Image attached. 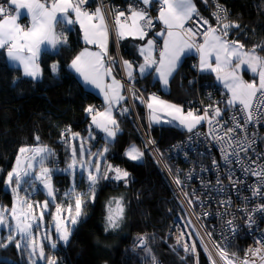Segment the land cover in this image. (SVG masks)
Listing matches in <instances>:
<instances>
[{
    "label": "trees",
    "instance_id": "1",
    "mask_svg": "<svg viewBox=\"0 0 264 264\" xmlns=\"http://www.w3.org/2000/svg\"><path fill=\"white\" fill-rule=\"evenodd\" d=\"M7 1L0 0V3ZM127 1L114 0V3L120 11H126L130 7ZM193 1L197 13L206 20L210 19L215 2L226 8L228 17L223 23L239 25L227 30L230 32L225 38L228 41L236 39L249 48L254 42L264 40V0ZM210 23L222 34L221 23ZM65 36L66 43L41 55L39 80L24 77L20 69L8 64L4 50H0V208L12 204L15 187L13 184L7 187L6 177L21 147L44 145L51 150V160L46 159V162L51 165L53 176L56 167L63 171L69 159L70 140L67 143L61 142V134L64 133L66 138L68 134H79L84 144L87 139L90 154L99 148H107L102 165L106 163L112 167L118 166L129 175L126 181L112 179L111 175H108L109 179L101 177L95 186V199L84 204L83 216L73 228L68 242L61 241L56 235H53L52 242L55 243V248L52 244L42 242L45 259L39 264H47V257H54L57 264H152L153 256L160 264H184L180 255L170 250L163 241L166 227L176 211V203L171 198L167 181L150 154L144 155L141 164L134 163L125 156L129 145H139L141 142L138 123L132 111L127 112L125 120L118 121L119 131L110 143L90 127L91 118L86 116V109L93 106L102 109V104L97 95L79 83L68 67L73 57L84 46L79 27L73 25ZM139 44L140 42H134L129 47L126 43L120 44L123 57L127 60H138ZM110 56L114 58L112 50ZM195 62L196 57L193 55L184 57L166 91L162 90L157 81L152 80L151 74L138 78L135 81L136 87L145 99L152 94L184 108H187L189 100H193L195 105L187 111H194L197 115H204L201 110L208 109L211 114L219 108L221 115L216 119L225 120L224 116L229 111L240 107L228 104L229 95L225 88V96L221 101L218 100V81L212 75L198 73V82L201 84L190 87L191 79L196 77V70L192 67ZM54 63L58 66L56 73L52 72L51 66ZM243 75L247 79L251 78L246 72H243ZM207 96L216 99L213 110L212 101ZM132 97L138 122L144 127V103L136 94L135 98L134 95ZM200 101L203 102V108L199 107ZM183 133L176 126H162L161 129H155L152 135L162 148L178 140ZM52 183L60 191L59 195L55 196L59 202V196L66 195L70 178L61 172L58 177H53ZM38 184L29 187L24 196L31 194L32 188ZM86 187L87 182L83 179L76 181L75 189H78L82 196ZM44 197L45 194L40 188L36 194L25 199L42 200ZM116 199L123 205V219L118 228L106 231L109 205ZM111 206L115 207L114 203ZM46 219L49 220L50 216L47 215ZM145 236L148 241L147 248L143 252L135 247L132 250V245L136 246V242L141 237L145 239ZM247 243L245 239L235 242L229 250L241 253ZM198 259L199 264H207L201 251ZM0 264H28L26 252L22 254L18 251L13 242L7 248H0Z\"/></svg>",
    "mask_w": 264,
    "mask_h": 264
},
{
    "label": "snow or ice",
    "instance_id": "2",
    "mask_svg": "<svg viewBox=\"0 0 264 264\" xmlns=\"http://www.w3.org/2000/svg\"><path fill=\"white\" fill-rule=\"evenodd\" d=\"M159 2V20L165 25L167 29V35L164 37V49L160 52L159 60H155L151 57V50L154 41L148 40L147 47L140 49L141 55L144 56V63L139 66V72L143 76L147 69L152 68L154 65L155 72L158 75L159 82L164 88H167L170 83V78L178 67V61L180 60L181 54L185 49H191L195 47L200 53V70L211 69V71L217 73V79L222 81H231L226 83L225 86L231 92V99L228 104L234 105L238 102L242 107L241 111L245 113V124H250L254 119H260L264 117V57L256 53L255 47L247 52L243 51V45L238 41H228L225 39L228 36V29L230 27H239V25L223 23L220 17V13L225 12V9L217 5V12L214 13L217 18V22L222 24V35H217V29L209 26L203 31L205 37L203 44L196 42V36L200 35V29L204 24H207V20L194 21L196 28L185 27L186 21L193 18L194 15H198L193 0H158ZM86 3V0H8L7 6H0V48L7 49L8 59L12 62L18 63L24 69V75L31 77L33 80H37L40 75L39 65L37 63L39 55L42 51V45H50L55 48L59 43H66V38H61L55 32L57 24H73L74 21L70 18L69 12L75 13L76 23L80 24L81 29L84 32V40L86 44H96L100 48V52H89L85 49L79 55H77L71 62L70 68L73 69L80 77L83 78L85 83H91L95 87L99 88L101 93L104 94L105 103L108 104V108L105 111H95L92 107L86 109V112L91 115L92 123L102 131L106 132L108 137L115 138L116 133L119 131L117 121L112 117V105L124 97L120 94V88L122 85L115 78L112 79L111 84L104 83V77L112 75L111 67H105L102 57L107 55V40H108V28L105 21V17L100 8L95 10V13H89L82 7ZM154 0H139V4L135 7H129L130 15L124 20V12H119L115 17V25L117 29V35L121 39L126 35H131L134 38L144 39L147 35L146 29L152 26V18L148 13V9ZM142 5V7L140 6ZM14 6V8H13ZM15 14H12V11ZM21 10H26V15L31 19L30 27H22L18 23V19L25 15ZM226 18V16H225ZM131 21L129 24L128 21ZM87 21V24L85 23ZM162 35L163 33H158ZM215 55V67L209 63L208 58ZM233 58L237 61L236 67L240 64L246 63L251 71L259 76V85L255 83H245L239 77L235 76L232 72H227L232 63ZM52 72L56 73L58 66L53 64ZM124 68L129 77L133 79V65L128 61H124ZM224 73L221 76V73ZM134 98H135V94ZM152 103H148L147 107L150 110L155 111L154 104L161 106L164 109H170L172 113L178 115L173 116V119H179V123L187 128L189 132L200 124L202 121H207L210 126L216 121V117L221 115L219 108L215 109L211 114L208 109L204 110V115H197L192 111H189L186 115L182 113L180 107L174 104H168L165 101L160 100L155 95L149 97ZM123 112H127L128 109H123ZM151 119L156 120L157 117L152 115ZM235 120V118H233ZM219 123V121H216ZM111 126V127H110ZM236 128H242L239 123H236ZM216 132V129H212ZM234 129H225V135L228 137L227 144L232 147L234 140ZM79 134H73V138H76ZM62 138L64 133L61 134ZM217 139L223 140V137L217 135ZM39 140V137H37ZM67 143V140H65ZM239 143V141H237ZM241 147H243L241 145ZM107 151V148L104 149ZM221 151L225 153L224 159L227 161L228 156L232 153H228L226 149L221 148ZM20 154H24V165H23V176H29L31 173L30 169L33 168L32 161L37 160L40 164V171L35 173V179L40 180L43 183L44 188L47 190V195L53 200L54 187L52 184V176L50 169L44 166V160L47 155L52 153L46 146L37 148H26L21 147L19 149ZM238 155V153H236ZM102 155V153L98 154ZM126 155L128 159L138 161L142 158L143 153L138 150L135 146H132ZM80 159L77 160V153L75 149L72 153L71 163L68 165V169L64 171L72 170L73 180L75 179L74 170L77 163L80 164L81 169L85 168V161L83 159L84 150L81 148L79 153ZM89 165L95 164V172L89 170L87 179L89 181L90 191L92 192V199H95V186L101 179V166L98 162H88ZM215 164L216 162L213 161ZM22 160L21 156L18 155L16 159V166L8 173L6 183L11 186L13 180L15 181L16 188H13V192L17 195L19 185L22 182L21 175ZM114 172L115 175L111 177L116 180H127L129 173L120 168H112L109 166L106 172L103 173L104 179H109L107 172ZM250 171V174L257 177L258 183L255 186H250L252 196H264V168L261 171L255 169ZM231 180V177H229ZM175 182L179 185L181 181L177 178ZM238 182V181H237ZM70 195H74L75 208L73 214V207L71 204L68 205V220L72 225L78 223L79 218L83 214L84 197L80 193H75L74 190ZM27 203L29 211L24 212L21 210L18 215L17 206L14 203L10 212L11 218L16 221L15 227L13 228L7 223L4 212L6 210H0V225L9 228V235L6 238H0V248H7L9 245L15 242V247L22 254L27 252L28 264H36V257L43 260L45 259V253L43 246L37 242L36 237L32 233V225L37 223V218L32 212L33 205ZM114 203L115 207L111 205ZM191 203V200L189 201ZM49 201H45L39 221L42 223L44 219V212L48 209ZM39 208L40 205H35ZM63 211L62 206L57 204L56 213L53 219L56 221V229L59 239L68 242L71 235V229L65 222V218L59 215ZM254 211L264 213V203L256 206ZM124 208L119 199L110 202L108 215L106 217L108 229H115L120 226V221L123 219ZM254 223L253 215H248L247 224L251 228ZM227 224L233 232L236 231L233 221L228 220ZM211 235V234H209ZM16 236H20L23 240H17ZM6 239V242H5ZM141 244H143V237L140 238ZM258 243L264 244L262 241ZM55 248V243L52 244ZM195 252V246L191 249L185 245V251ZM253 257H257L261 260V264H264V247L250 249ZM218 255L221 260L225 261V264H233V261L227 254L226 249H220L218 247ZM211 260V256L209 257ZM47 264H57L54 257H47ZM152 264H157L155 256L152 257ZM242 264H255V260L251 262L244 260Z\"/></svg>",
    "mask_w": 264,
    "mask_h": 264
},
{
    "label": "built area",
    "instance_id": "3",
    "mask_svg": "<svg viewBox=\"0 0 264 264\" xmlns=\"http://www.w3.org/2000/svg\"><path fill=\"white\" fill-rule=\"evenodd\" d=\"M93 1L96 0H90L89 4L82 5L83 9ZM7 4L8 1L0 3V6H7ZM217 5L225 9V12L220 13L222 22L228 17L226 8L215 2L210 17L211 22L215 24H219L214 15L217 12ZM159 7L158 3L157 8ZM97 8L103 12L106 11L110 17L112 13L120 10L114 0H97ZM201 18L203 17L199 14L194 15L186 24V28L195 29L197 25L194 21H201ZM203 20L206 19L203 18ZM152 21L153 26L155 22L153 16ZM24 25L21 23L22 27ZM152 26L146 29L147 34L153 28ZM209 26L214 27L209 21L203 25L200 29L201 34L196 36V42L205 38L202 33ZM107 59L111 64L110 58ZM195 75V79H191L192 83L198 82L199 76ZM128 87L126 91L128 108L134 112L130 89L136 87L130 83ZM224 96L225 92L220 90L218 100L221 101ZM140 98L144 103V99ZM207 98L212 101L211 110H213L216 99L208 96ZM195 103L189 100L186 107L190 108ZM199 107L203 108V102H199ZM92 108L95 111L101 110L100 107L93 106ZM122 110L116 111L119 120L126 118L127 112ZM86 116L92 118L88 113ZM224 117H226L225 120L216 119L219 123L214 121L212 126L206 120L202 121L192 132H186L183 139L169 144L170 146H167L162 154L157 150V142L152 135L154 128L149 124L146 130L140 127L145 148L147 147L150 151L153 159L156 160L155 154L157 153L168 157L169 173L164 175V178L171 189V198L178 208L166 227L164 243L170 250L180 255L184 264H199L198 249L204 254L207 264H225V261L221 260L218 255V247L227 250L233 264H242L246 259L250 262L255 260V264H261L259 258L252 256L250 249L264 247V244L258 243V241L264 242V213L254 211L257 205L264 203V196H252L250 186L258 183L257 177L245 169L261 171L264 168V117L245 124V113L241 111V107L229 111ZM236 123H239L242 128H236ZM213 128L216 132L212 131ZM227 128L234 129L232 147L227 144L228 137L225 135ZM217 135L224 139H217ZM67 138L63 137L61 142L65 143ZM221 148L232 153L227 161L224 159L225 153L221 151ZM213 161L216 163L214 164ZM59 173L60 169L56 167L52 180ZM177 178L181 181L179 185L175 182ZM42 185L43 183L40 182L32 188L31 194H26L25 197L30 198L32 194H36ZM190 200L191 203H189ZM250 213L254 219L251 228L247 224ZM228 220L233 221L235 232L227 224ZM244 239L248 243L242 248L241 253L229 250L233 243ZM144 245V238L143 244L141 240L136 242V248H142ZM185 245L189 249L195 246L196 251L186 252Z\"/></svg>",
    "mask_w": 264,
    "mask_h": 264
},
{
    "label": "rangeland",
    "instance_id": "4",
    "mask_svg": "<svg viewBox=\"0 0 264 264\" xmlns=\"http://www.w3.org/2000/svg\"><path fill=\"white\" fill-rule=\"evenodd\" d=\"M104 1V0H103ZM127 3L129 4V6H132V7H135L137 6L139 3L134 1V0H128ZM142 7V5H140ZM14 8V7H13ZM97 9V0L96 1H93V3H90V5H87L85 7V11L89 12V13H93L94 10ZM14 10H13V14H14ZM118 12H121L120 10H118L117 12H114L111 14V17H110V14H108L106 11H102L103 15L106 16L107 18H105V21H106V24H107V28H108V34L110 36L111 34V37H110V44H108V51L109 52L107 58H111L110 56V50H112V53H113V56L114 58L117 60V64L115 66H112L108 61L106 63L107 67H111L112 69V73H114V75H116L119 80L122 82V89L124 91V98H125V102L122 103L121 105H119L117 108V110H121V109H124V108H128V103H127V94H126V91L129 89L128 87V81L126 79V76H125V73H124V66H123V62L126 58L123 57V53H122V49L120 47V44H118L113 36V29H112V25H113V16L118 13ZM148 13L149 15L153 16L155 22H154V25L152 26L153 28L151 29L150 32H148V34L145 36V38H152V39H155L153 36H152V33L154 32L155 28H156V25H157V21L153 15V8L151 9L149 7L148 9ZM207 21H211L209 18H207ZM21 23H24V27H26L27 23H25L24 21L21 22ZM20 23V24H21ZM188 23V22H187ZM186 27V26H185ZM215 27V26H214ZM213 27V28H214ZM230 35V32L228 33V36ZM231 41H236V39L234 40H231ZM240 43V42H239ZM241 44V43H240ZM243 45V44H242ZM255 47L256 49V53L262 57H264V40L263 39H260L258 42H254L249 48H246V47H243V51L244 52H247L251 49H253ZM162 51V47L160 45L157 46L156 48V51H155V56H154V59L155 60H159V57H160V52ZM79 52V51H78ZM195 56V55H193ZM196 57V56H195ZM74 58V57H73ZM197 59V58H196ZM127 60V59H126ZM129 60V59H128ZM130 62L133 63L134 66H137V63L139 62V59L138 60H135V59H130ZM196 63V62H195ZM192 65V67L194 68V70H196V65ZM236 63L237 61L234 60L233 64L228 68L226 69L227 72H232L234 73L235 76L239 77L241 80H243L245 83H255L257 85H259V76L258 74H255L251 71V69L247 66L246 63H243V64H240L239 67H236ZM180 66V65H179ZM192 68V69H193ZM178 69V68H177ZM71 71V70H70ZM119 71V72H118ZM72 72V71H71ZM243 72H246L247 74H249L251 76V78L247 79L244 77L243 75ZM73 73V72H72ZM195 73L200 76V74H198L199 72L195 71ZM74 74V73H73ZM75 75V74H74ZM148 75V74H147ZM195 75V74H194ZM217 75V73L215 74ZM224 73L222 72L221 73V76H223ZM146 76V75H145ZM141 78V77H140ZM172 78V77H171ZM152 80L153 79V76H152ZM171 80V79H170ZM190 80V79H189ZM218 80V79H217ZM154 81H157V80H154ZM158 82V81H157ZM231 81H222V80H218L217 82V88L219 90H223V88L226 89L228 95H229V98H228V101L229 99H231V92H229L228 88L225 86L226 83H230ZM136 83V82H135ZM159 83V82H158ZM160 84V83H159ZM170 84V83H169ZM194 84H201L200 82H196L194 81L190 87ZM135 87H136V84H135ZM161 87V86H160ZM92 92V91H91ZM130 92H131V100H132V95L133 94H136L139 98L142 97V94L141 92L138 90V88H132L130 89ZM152 95V94H151ZM128 98H130L128 96ZM141 99V98H140ZM145 99V98H144ZM142 100V99H141ZM147 100V98L145 99ZM144 100V102H145ZM143 102V101H142ZM180 106V105H179ZM233 106H238V107H242L238 102H236ZM182 110H183V113H188L189 111H187V109H190V108H184L183 106H181ZM133 109H134V106H133ZM115 110V111H117ZM130 110V109H129ZM193 113H195L194 111H192ZM196 114V113H195ZM132 115L134 117L135 120H137V115H136V112H132ZM126 116H127V113H126ZM140 125V123H139ZM199 124H197L196 126H198ZM141 126V125H140ZM151 127H153L151 125ZM180 129V128H178ZM180 131H183V135L178 139V140H175V141H180L181 139H183V136L186 132H189L186 128H184L183 130L180 129ZM116 138V136H115ZM114 138V139H115ZM141 139V138H140ZM76 141V143L74 142ZM87 139L85 140V143H83V138L81 136H77L76 138H73V136L71 137L70 141H69V153H68V156H69V159L68 161L65 163L64 167H63V171L62 173L63 174H66L69 176L70 178V186L68 187V189L66 190V195H64L63 197L59 196V202L57 201V198L55 197V199L53 200L51 197H49L47 195V190L44 188V186L42 187V192L45 194V197L42 199V200H39L37 198H33L32 200H29L27 201L28 203H31L34 207L32 209V212L33 214L35 215V217L37 218V220L39 221V217H40V214H41V210L43 208V204L45 201H49V204H48V209L47 211L44 212V219H43V222L41 223L39 221V225L34 227V225H32V233L33 235L36 237L37 239V242L39 244H42V242L46 243V244H53V235H56L57 237L58 236V233H57V229H56V221L53 219V216L54 215H57L56 213V206L57 204L61 205L62 206V209L63 211L59 214L61 216H63L65 218V222L67 223L68 227L71 229V232L73 230V228L76 226L75 225H72L70 223V220H68V212H67V208H68V205L71 204L72 207H73V214H74V208H75V198H74V195H70L73 190L75 193H80L79 191H77L78 189H75V184H76V181H81L82 179L84 181L87 182V187H86V191L83 192V197H84V204L88 201H90L92 198V192L90 191V187H89V181L87 179V176H88V171L91 170L93 172H95V164H91L89 165V161H92V162H98L101 166V177H103V173L107 171V169L109 168V165H107L106 163L104 165H102V159L105 155V152L104 149L105 147H102V148H99L98 150H96L94 153L90 154V146L87 144ZM106 141V140H105ZM106 142H112V141H106ZM157 142V141H156ZM172 144V143H170ZM44 145H41V146H38V145H34V146H31V147H26V148H37V147H42ZM135 146L138 150H140L142 153H143V156L140 160L138 161H134L132 160L134 163H137V164H141L143 163L144 161V155L146 154H149L150 151L147 149V147L145 148V145H144V142L142 141L141 139V142L139 145H133ZM167 146H170L169 144L160 148L158 143H157V150L159 151V153H163V150L167 147ZM81 148H83L84 150V156H83V159L85 161V168L84 169H81L80 167V164L77 163L76 165V168L74 170V175H75V179L73 180V172L72 170H69V171H64L65 169H68V165L69 163H71V158H72V153H73V150L75 149L76 153H77V160L79 161L80 159V156H79V153H80V150ZM130 149V145L129 147L125 150L126 152ZM51 152V150H50ZM102 153V155H98ZM161 154H158L157 155L155 154V159L154 160V163L156 164V166L158 167V169L160 170V172L162 173V175L166 176L167 173H169V168H168V164H167V160H168V157L167 155H161ZM20 155L21 156V160H22V167H21V175L23 177L22 179V182L21 184L19 185V188L17 189L18 191V198H17V195L14 193L13 195V198H12V204L9 206V207H4V208H0V210H6L4 212V216H5V219L7 221L8 224H10L13 228L15 227V224H16V221L13 220L11 218V215H10V212H11V209H12V206L13 204L15 203L16 206H17V211H18V215L20 214L21 210H23L24 212H27L29 211V209L27 208V203H25L26 199L24 197V193L26 192V190L31 187L32 185H35V184H38L40 182V180H36L35 179V173H38L40 171V164L38 162V158L37 160L35 161H32L33 163V168L29 170V172L31 173V175L29 176H23V165H24V154H20L18 153L17 156ZM126 155V153H125ZM17 156L14 160V163H13V166L11 168L10 171H12V169L16 166V159H17ZM49 156L50 155H47L46 159L49 160ZM127 156V155H126ZM46 159L44 160V166L45 167H48L50 170H52V167L50 164H48L46 162ZM171 162V161H170ZM112 167V166H111ZM112 168H119L117 166L115 167H112ZM162 170V171H161ZM9 171V172H10ZM50 174H51V171H50ZM107 175H111V177H113L115 175L114 172H107ZM8 176V174H7ZM164 176V177H165ZM116 180V179H115ZM6 181H7V177H6ZM13 186L16 188V184H15V181L13 180ZM53 184V183H52ZM7 187L9 186L7 183H6ZM171 190V189H170ZM60 192V191H59ZM59 192H58V195H59ZM55 196V194H54ZM39 204L40 207L39 208H36L35 205ZM84 207V205H83ZM176 208H178L177 204H176ZM47 215L50 216V219L47 220L46 217ZM83 216V214L81 215V217ZM81 217L79 218V220L81 219ZM78 220V221H79ZM9 235V228L6 227V226H3V225H0V238H6L7 236ZM165 233L163 235V241L165 242ZM16 239L17 240H21V237L20 236H16ZM62 241V240H61ZM5 242H6V239H5ZM21 243L23 244V240H21ZM135 243V242H134ZM148 246V241H147V238L145 236V245L142 247V248H136L135 244L132 245L131 249L133 250V248L135 247V249H141L142 252L147 248ZM26 260L28 262V254L26 252ZM42 260L38 258V255L36 257V264H39L41 263ZM157 264H160L157 262Z\"/></svg>",
    "mask_w": 264,
    "mask_h": 264
},
{
    "label": "crops",
    "instance_id": "5",
    "mask_svg": "<svg viewBox=\"0 0 264 264\" xmlns=\"http://www.w3.org/2000/svg\"><path fill=\"white\" fill-rule=\"evenodd\" d=\"M134 1H136V2L139 3V0H134ZM50 2H51V1H49V3H50ZM158 3H159L158 0H154V3L152 4V6H150L151 9L153 8V12H154L153 15H154V17H155V19H156V21H157L156 28H155L154 32L152 33V36H153L155 39H152V38H145V37H144V39L141 40V39H139V38H134V37L131 36V35H126L124 38L121 39V38L118 37V35H117V29H116V25H115V17H116V15H117L119 12L116 13V14L113 16V25H112L113 36H114V38H115V40H116L117 43H119V44L126 43V44H127V47H129V46H130L131 44H133L134 42H140V44L138 45V49H137V51H138V57H139V62L137 63V66H134L133 63H132V65H133V79H129V77H128L126 71H125V68H124V73H125L126 79H127V81L130 82V83H134L138 78H140V77H144V76L147 75V74H151V75L153 76V79H154V80H157V81L159 82L158 75H157V73L155 72V67H156L155 65H154L152 68L147 69V70H146V73H145L143 76H142L141 73L139 72V66H140L141 64L144 63V56L141 55L140 49H141L142 47H145V48L147 47V42H148V40H152V41H154V44H153V47H152V50H151V57H152L153 59H154L155 51H156V48H157L158 45H160V46L162 47V50L164 49V37H166V35H167V29H166L165 25H164V24L159 20V18H158V17H159V8H157ZM193 3H194V1H193ZM194 5H195V4H194ZM13 7H14V6H13ZM21 11H22L23 13H25V15L21 16V17L18 19V23H21V22L24 21L25 23H27L26 27H30V25H31V19H30V17H28V16L26 15V10H21ZM122 12L125 13V17H122V18H121L122 20H124L127 16L130 15L129 10L122 11ZM93 13H95V10L93 11ZM14 14H15V12H14ZM69 16H70V18L74 21V23H73V24H67V23L65 22V23H63V24H57L56 27H55V32H56L57 35L61 36V38L63 39V38H66L65 35H66L67 30H68L69 28H72L73 25H77V26L79 27L80 32H81V41H82V43L84 44V46L82 47V49L79 50V52L74 56V58H75L77 55H79L81 52H83L85 49H87L89 52H95V53L100 52L101 50H100L99 47H97L96 44H86V43H85V40H84V32H83V30L81 29L80 24L75 22V20H76L75 13L69 12ZM104 17L107 18L106 16H104ZM187 22H188V21H186L185 26H186ZM85 23L87 24V21H86ZM128 23L130 24L131 21L129 20ZM215 29H217V28H215ZM158 33H163V36H162V35H158ZM217 35H222V34L220 33V31H218V29H217ZM110 37H111V34H110V36H109V34H108V40H107V51H108V44H110ZM204 40H205V38L202 39L201 41L197 42V43H198V44H203V43H204ZM62 44H64V42L57 44V46H56L55 48H52L50 45H42V46H41L42 51H41V53H40V55H39V58H38V61H37L38 65H39V59H40L41 55H42L44 52L54 51L55 49H57V48H58L60 45H62ZM0 50H4V53H5V55H6V60H7L8 64H9L11 67H15V68L20 69L21 72H22V75H23L24 77L32 79L31 77H28V76H25V75H24V69H23L22 66L18 65V63H16V62H12V61H10V60L8 59V56H7V49H6V48H0ZM108 53H109V52H107V55H104V56L102 57L105 67H107L106 63H107V61H108V59H107V56L109 55ZM188 55H195V56H196L197 59H196V63H195V65H196V71H197V72H199V73H201V74H208V75H210V76L212 75V76H214V78H216V80H217V75H215L216 72L211 71L210 68H209V69H206V70H204V71H201V70H200V53H199V51H198L195 47H193V48H191V49H185V51H184V52L181 54V56H180V60L178 61V67H179V65L181 64V62L183 61L184 57H186V56H188ZM74 58H73V59H74ZM159 58H160V57H159ZM73 59H72V60H73ZM72 60L70 61L69 65H68L69 69L75 74L76 79L79 81V83H80L85 89H87V90H89V91H92L95 95H97V96L99 97V99H100V101H101V104H102V109H101L100 112L105 111V109L108 108V104L105 103L104 94L101 93L100 89L97 88V87H95L93 84H91V83H85L84 80H83V78L80 77L78 73H76L73 69L70 68V64H71ZM111 60H112V62H113V65L115 66V65L117 64V60H116L115 58H112V57H111ZM234 60H235V58H233V62H234ZM124 61H128V62H130V60H126V59H125ZM208 61H209V63L212 65V67H215V55H214V54H213L211 57L208 58ZM130 63H131V62H130ZM232 64H233V63H232ZM123 66H124V62H123ZM178 67H177V68H178ZM39 69H40V66H39ZM176 70H177V69H176ZM118 72H119V71H118ZM175 72H176V71H175ZM175 72H174V73H175ZM174 73H173V74H174ZM220 75H221V74H220ZM172 76H173V75H172ZM40 78H41V69H40V75H39V77H38L37 80H39ZM113 78H115L116 80H118V81L120 82V84L122 85V82L119 80V78H118L116 75H114V73H112L111 76H106V77H104V83H105V84H111ZM170 79H171V78H170ZM217 81H218V80H217ZM159 83H160V82H159ZM160 86H161L162 90H164V91H166V90L168 89V87H167V88H164V87L161 85V83H160ZM122 87H123V85H122ZM122 87L120 88L119 91H120V94L124 97V91H123ZM150 96H152V95H149V96L147 97V100H146V109H147V118H148V122H149L152 126H176L177 128H180V129H182V130L185 128V127H183V126L179 123V119H173V116H176V115H178V114H176V113H172L170 109H164V108H162L161 106L154 104V109H155V111L153 112V110H150V109L147 107L148 103H152V101L149 100V97H150ZM156 97H157V96H156ZM158 98H159V97H158ZM159 99L162 100V101H165V102L168 103V104H174V103L168 102V101H166V100H164V99H161V98H159ZM124 102H125V98H124L123 100H120V101H118V102H116V103H114V104L112 105V117H113L115 120H116V117H115V114H114V113H115V109H116V107H118L119 105H121V104L124 103ZM174 105H177V104H174ZM177 106L181 108V106H179V105H177ZM181 110H182V108H181ZM182 113H183V110H182ZM183 114L186 115L187 113L184 112ZM152 115H155V116L157 117V119H156V120L151 119ZM116 121H117V120H116ZM89 123H90V127L94 128L97 132H99L104 140H106V141H113V140H114V138H112V137H108L107 134H106V132H104V131H102L100 128L96 127V125H94V124L92 123V118L90 119ZM117 124H118V121H117ZM110 127H111V126H110ZM186 129H187V128H186ZM49 158H50V156H49Z\"/></svg>",
    "mask_w": 264,
    "mask_h": 264
},
{
    "label": "clouds",
    "instance_id": "6",
    "mask_svg": "<svg viewBox=\"0 0 264 264\" xmlns=\"http://www.w3.org/2000/svg\"><path fill=\"white\" fill-rule=\"evenodd\" d=\"M110 60H111V58H110ZM111 65L112 66H114L113 65V62H112V60H111ZM128 83H130V82H128ZM130 84H134L135 85V82L134 83H130ZM144 99V98H143ZM145 100V99H144ZM128 103V102H127ZM144 107H145V126L144 127H142V126H140L139 125V122H138V118H137V123H138V127H139V133H140V127L142 128V129H144V130H146V127H147V124H149L150 126H151V124L148 122V118H147V109H146V101L144 102ZM117 109V108H116ZM115 109V110H116ZM129 109L130 108H128V111H129ZM127 111V112H128ZM130 111H132L131 109H130ZM133 112V111H132ZM134 112H135V109H134ZM115 117H116V120L117 121H119V119L117 118V115H116V111H115ZM126 119V118H125ZM124 119V120H125ZM121 121H123V120H121ZM161 127L162 126H153L152 128H154L153 129V131L156 129V130H158V129H161ZM73 136V134H71L69 137H68V140L67 141H69L70 139H71V137ZM140 138L142 139V136H141V133H140ZM142 141H143V139H142ZM133 145H130V148L132 147ZM98 150V149H97ZM125 153H126V151H125ZM150 154V153H149ZM151 155V154H150ZM126 156V155H125ZM126 158H128L127 156H126ZM153 158V157H152ZM50 160H51V158H49ZM103 160V159H102ZM118 167V166H117ZM62 172V170H60V173ZM55 177H58V175L57 176H55ZM40 183V182H39ZM39 185V184H38ZM43 186V185H42ZM42 186H41V188H42ZM54 187V186H53ZM57 191V192H56ZM58 192H59V189L58 188H55L54 187V194H55V196H58ZM25 197V196H24ZM173 218V217H172ZM165 244V243H164ZM166 245V244H165ZM199 251H201V250H199L198 249V254H199ZM202 252V251H201ZM204 255V254H203ZM198 261H199V259H198ZM206 262H207V260H206ZM199 263V262H198Z\"/></svg>",
    "mask_w": 264,
    "mask_h": 264
},
{
    "label": "water",
    "instance_id": "7",
    "mask_svg": "<svg viewBox=\"0 0 264 264\" xmlns=\"http://www.w3.org/2000/svg\"><path fill=\"white\" fill-rule=\"evenodd\" d=\"M33 225H34V227L38 226L39 225V221L37 220V223H34Z\"/></svg>",
    "mask_w": 264,
    "mask_h": 264
},
{
    "label": "bare ground",
    "instance_id": "8",
    "mask_svg": "<svg viewBox=\"0 0 264 264\" xmlns=\"http://www.w3.org/2000/svg\"><path fill=\"white\" fill-rule=\"evenodd\" d=\"M86 4H89V0H86Z\"/></svg>",
    "mask_w": 264,
    "mask_h": 264
}]
</instances>
